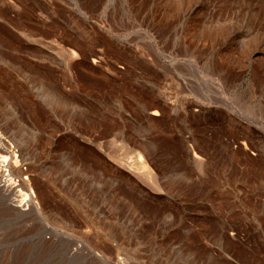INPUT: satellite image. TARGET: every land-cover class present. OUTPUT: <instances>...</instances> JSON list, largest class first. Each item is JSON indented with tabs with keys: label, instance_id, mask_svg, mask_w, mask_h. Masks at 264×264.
Segmentation results:
<instances>
[{
	"label": "rangeland",
	"instance_id": "1",
	"mask_svg": "<svg viewBox=\"0 0 264 264\" xmlns=\"http://www.w3.org/2000/svg\"><path fill=\"white\" fill-rule=\"evenodd\" d=\"M0 142V264H264V0H0Z\"/></svg>",
	"mask_w": 264,
	"mask_h": 264
},
{
	"label": "bare ground",
	"instance_id": "2",
	"mask_svg": "<svg viewBox=\"0 0 264 264\" xmlns=\"http://www.w3.org/2000/svg\"><path fill=\"white\" fill-rule=\"evenodd\" d=\"M4 145L5 143L3 144L2 142H0V178L3 177L4 175L5 176L10 175L21 178L22 175H24V171L21 165L26 161L25 152L20 151V153H16L15 150L10 152L9 149ZM132 151L134 152L133 155H130L128 158H125L123 160H119L118 164L122 168H124L127 172L132 173L139 178L148 177L146 173L148 169L147 162L144 159L142 153L135 149H132ZM6 171L7 173L5 174ZM10 179L12 178L5 177L3 181L0 182H2V186L4 190L14 193L13 188L9 185ZM17 185L20 186V189H18L17 192L19 191L22 194H24L26 196V199L29 200L31 199L29 197L30 193L33 194L32 197H35L34 193H32L30 189L29 182L26 181V178L19 179ZM20 206L22 205H17L16 207H20Z\"/></svg>",
	"mask_w": 264,
	"mask_h": 264
}]
</instances>
